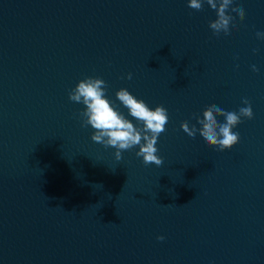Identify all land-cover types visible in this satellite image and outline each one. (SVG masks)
Returning a JSON list of instances; mask_svg holds the SVG:
<instances>
[{"label": "water", "instance_id": "water-1", "mask_svg": "<svg viewBox=\"0 0 264 264\" xmlns=\"http://www.w3.org/2000/svg\"><path fill=\"white\" fill-rule=\"evenodd\" d=\"M235 5L216 36L206 3L0 0V264H264V0ZM84 76L134 124L121 87L167 109L161 166L91 139L68 98ZM242 98L230 149L180 127Z\"/></svg>", "mask_w": 264, "mask_h": 264}, {"label": "clouds", "instance_id": "clouds-1", "mask_svg": "<svg viewBox=\"0 0 264 264\" xmlns=\"http://www.w3.org/2000/svg\"><path fill=\"white\" fill-rule=\"evenodd\" d=\"M205 3L216 14L215 19L208 21L213 35H231L235 23L230 13H235L240 20L245 17L244 8L237 7L235 0H187V6L196 11H201ZM256 37L264 39V32L257 31ZM256 51L253 49V52ZM251 67L254 72L258 71L255 65ZM126 78L131 79L132 74L127 73ZM106 88V82L102 78L84 76L68 91L69 100L83 105L80 111L81 122L83 126L93 129L91 139L115 149L114 157L117 161L122 159V152L136 148L135 155L141 157L145 165L161 166L163 159L158 155L156 145L169 122L167 109L159 104L150 108L142 99L136 98L126 88L121 87L116 90L115 96L137 122L134 124L112 106L105 94ZM242 104L245 106L237 111H226L216 104L207 105L202 109V115H194L199 127L196 124L190 126L187 121H181L180 127L189 137L194 138L199 133L206 144L219 151L230 149L240 138L239 133L233 129L242 122V118H253L250 101L242 98ZM218 116H222L223 121H219ZM157 239L164 240V237L157 236Z\"/></svg>", "mask_w": 264, "mask_h": 264}]
</instances>
